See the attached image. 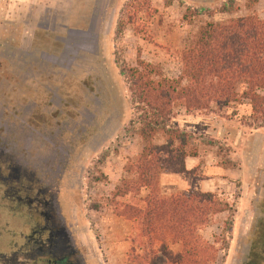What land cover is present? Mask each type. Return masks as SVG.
Instances as JSON below:
<instances>
[{"label":"flooded vegetation","instance_id":"obj_1","mask_svg":"<svg viewBox=\"0 0 264 264\" xmlns=\"http://www.w3.org/2000/svg\"><path fill=\"white\" fill-rule=\"evenodd\" d=\"M109 0H32L0 59V264H99L75 177L112 117L99 47ZM9 40V41H8ZM7 51V55H8ZM235 264H264V149Z\"/></svg>","mask_w":264,"mask_h":264},{"label":"rangeland","instance_id":"obj_2","mask_svg":"<svg viewBox=\"0 0 264 264\" xmlns=\"http://www.w3.org/2000/svg\"><path fill=\"white\" fill-rule=\"evenodd\" d=\"M252 1L149 0L148 6L144 0L106 1L108 8L101 24L99 47L107 72L104 82L111 90L114 87L116 97L111 119L88 147L74 180L80 225L99 264H130L131 240L136 235L134 225L116 217L107 201L122 178L124 163L141 150L136 124L132 125L136 120L135 108L120 66H134L140 54L143 61L160 65L166 77L177 78L181 72L180 54L204 22H225L250 15L264 21V0ZM31 2L0 0V59L3 55L11 58L10 47L5 49V36L15 38V28L25 19L23 14ZM223 6L231 8L230 13L208 16L209 11ZM187 10L193 15L184 20ZM242 90L238 87L239 93ZM257 119L248 101L242 100L212 113L186 114L177 109L170 122L172 127L193 134L198 156L187 160L188 168L193 165L190 174L176 175L182 179L181 190L164 184L160 176L161 194L169 197L185 193V189L190 193L209 192L227 206L198 233L201 241L214 251L213 264H235L251 217L262 162L260 151L264 149V121ZM156 143H163L162 136L156 137ZM143 196L142 193L140 197ZM140 197L119 201L142 206ZM7 245L8 241L0 238V250ZM133 245L142 250L138 244ZM159 247L154 245L155 255L147 257L154 258V264H166ZM147 250L152 252L149 247ZM170 250L176 252L177 247Z\"/></svg>","mask_w":264,"mask_h":264},{"label":"trees","instance_id":"obj_3","mask_svg":"<svg viewBox=\"0 0 264 264\" xmlns=\"http://www.w3.org/2000/svg\"><path fill=\"white\" fill-rule=\"evenodd\" d=\"M144 3L148 6L149 0ZM230 11L223 6L209 11L208 16ZM191 14L187 10L183 19ZM139 55L134 66H120V75L135 108L132 125L136 124L141 150L134 159L126 160L122 178L107 200L116 217L134 225L136 235L128 261L154 264V258L147 255H155L152 248L159 244L166 264H213L214 251L198 233L227 206L209 192L161 194L160 176L190 174L185 161L198 156L193 134L170 122L177 109L186 114L212 113L242 100L248 101L257 120L264 121V21L250 15L204 22L180 54L177 78L166 77L160 65L145 62ZM157 136H162V144L156 143ZM125 197H140L142 206L119 201ZM134 243L142 250L135 249ZM172 246L177 247L176 252L170 250ZM147 247L152 252H145Z\"/></svg>","mask_w":264,"mask_h":264},{"label":"crops","instance_id":"obj_4","mask_svg":"<svg viewBox=\"0 0 264 264\" xmlns=\"http://www.w3.org/2000/svg\"><path fill=\"white\" fill-rule=\"evenodd\" d=\"M189 159H195V158H187L185 161L186 170L191 171V169L193 168V165H191L190 168H188V165H187L188 161L187 160H189ZM176 180H177V183L174 182ZM162 181H164V184L167 183L168 186H170V187L173 186V187H176L178 189H180L179 185L182 183V179L180 177L176 176L175 174H172V175L163 174L162 175ZM182 191L188 192L187 189L182 190Z\"/></svg>","mask_w":264,"mask_h":264}]
</instances>
